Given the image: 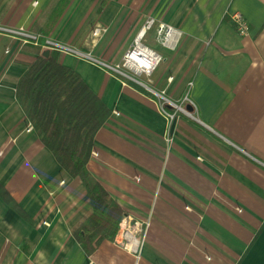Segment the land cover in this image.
Returning a JSON list of instances; mask_svg holds the SVG:
<instances>
[{"label": "crops", "instance_id": "0c3cea01", "mask_svg": "<svg viewBox=\"0 0 264 264\" xmlns=\"http://www.w3.org/2000/svg\"><path fill=\"white\" fill-rule=\"evenodd\" d=\"M49 2L0 0V186L28 218L0 199V264H264V0H69L48 49L111 113L87 170L124 217L149 225L136 255L117 231L91 256L71 233L90 210L84 187L62 173L15 96ZM150 19L178 41L150 49L160 61L140 90L112 70ZM96 28L105 33L88 46ZM165 106L175 112L170 144Z\"/></svg>", "mask_w": 264, "mask_h": 264}, {"label": "trees", "instance_id": "16d2710c", "mask_svg": "<svg viewBox=\"0 0 264 264\" xmlns=\"http://www.w3.org/2000/svg\"><path fill=\"white\" fill-rule=\"evenodd\" d=\"M68 4L69 0H55L45 26L35 23L32 27V35L38 37L36 60L15 82V96L40 143L62 173L78 179L84 187L90 210L71 233L86 256H91L102 242L114 239L125 214L87 170L94 139L111 113L73 71L58 63V52L47 46V39ZM164 112L174 117L172 108L165 106ZM0 199L20 218L28 220L1 186Z\"/></svg>", "mask_w": 264, "mask_h": 264}, {"label": "built area", "instance_id": "2783aa9c", "mask_svg": "<svg viewBox=\"0 0 264 264\" xmlns=\"http://www.w3.org/2000/svg\"><path fill=\"white\" fill-rule=\"evenodd\" d=\"M230 22L238 36L246 37L248 35V25L240 15H231ZM144 25L145 26L142 29L145 31V33L146 31H149L154 28L155 40L157 43H160L162 47L168 49L175 48L178 41V33H176V31H174L171 27L163 24H155V21L151 19L146 21ZM99 33L100 30L96 29L94 31V36H98ZM128 59L130 58L126 55L124 59V65H126V61ZM155 66L153 67L152 72ZM172 120L173 118L168 117L169 124L172 122ZM30 131H32L31 128L29 129V132ZM165 140L167 144H170L172 142L169 132ZM148 227L149 225L147 223L138 226L134 223V221L131 220V218L123 217L120 221L117 235L118 240L116 241V243L118 244V246L121 247L122 250L126 251L129 254L136 255L146 236Z\"/></svg>", "mask_w": 264, "mask_h": 264}, {"label": "rangeland", "instance_id": "374dc122", "mask_svg": "<svg viewBox=\"0 0 264 264\" xmlns=\"http://www.w3.org/2000/svg\"><path fill=\"white\" fill-rule=\"evenodd\" d=\"M54 1L55 0H50V2H51V4H50V2H49V7L47 6V8L49 9H47V10H45L44 11V13H43V16L40 18V24H41V26L42 27H44L45 26V24H46V22H47V19H48V17L50 16V13H51V10H52V8H53V5H54ZM53 3V4H52ZM50 5H51V7H50ZM49 15V16H48ZM239 15V14H238ZM231 23V22H230ZM145 26V25H144ZM143 26V27H144ZM142 27V28H143ZM96 29H98V30H100V33H99V35L98 36H94V31H95V29H91V31H87V33L89 34L88 35V38H87V45L88 46H93L94 44H95V42H99L100 40H101V37L104 35V31L102 30V29H99V28H96ZM142 30V29H141ZM140 32V31H139ZM248 32H249V30H248ZM237 34V33H236ZM137 35H138V33L136 34V37H137ZM238 35V34H237ZM248 35H249V33H248ZM247 35V36H248ZM85 36H87L86 34H85ZM246 36V37H247ZM135 37V38H136ZM133 40H135V39H133ZM106 41H107V37L105 38V40L101 43V45L100 46H102L103 44H105L106 43ZM141 45H143L146 49H148L149 51H151L152 53H154V51H152V50H158V49H160L159 48V46H161V44L160 43H157L156 42V40H155V34H154V28H152L151 30H149V31H146V33L144 34V37H143V40L141 41ZM159 45V46H158ZM162 47V46H161ZM162 48H164V47H162ZM111 49H114L113 47H111ZM120 48H118V49H116V50H119ZM150 49H152V50H150ZM165 49H167V50H170V49H168V48H165ZM133 50H134V41L132 42V44H131V46H130V48L127 50V52H126V55H128L129 53H132L133 52ZM155 54V53H154ZM126 55H124V57H123V60L120 62V63H118L117 65H116V67L115 68H113V70H112V72L114 73V74H116L118 77H120V78H122L127 84H129V85H131V86H133V87H135V88H139L140 90H142L141 89V87H138L136 84H134V81H136V82H139V83H148V81L150 80V77H151V75H152V73L149 75V76H146V75H141L140 77H137L135 74H133L132 72H130V71H128L127 70V68L125 67V65H124V59H125V56ZM156 55V54H155ZM158 56V55H157ZM168 117H170L171 118V116H168ZM172 123V122H171ZM170 123V124H171ZM169 124V126L171 127V125ZM170 127H169V134H170ZM171 136V135H170Z\"/></svg>", "mask_w": 264, "mask_h": 264}, {"label": "bare ground", "instance_id": "6f19581e", "mask_svg": "<svg viewBox=\"0 0 264 264\" xmlns=\"http://www.w3.org/2000/svg\"><path fill=\"white\" fill-rule=\"evenodd\" d=\"M145 31L142 29L134 40V50L128 54L125 67L137 77L149 76L153 67L159 63V58L141 45ZM132 55V56H131Z\"/></svg>", "mask_w": 264, "mask_h": 264}, {"label": "water", "instance_id": "95a60500", "mask_svg": "<svg viewBox=\"0 0 264 264\" xmlns=\"http://www.w3.org/2000/svg\"><path fill=\"white\" fill-rule=\"evenodd\" d=\"M45 56H47V53L45 54ZM128 56V55H127ZM132 56V55H131ZM135 84H139L138 82L134 81ZM142 86V85H141ZM185 113L186 114H191L192 113V109L190 107H187L186 110H185ZM175 124H176V121L173 120L172 123H171V127H170V134L173 133L174 131V127H175Z\"/></svg>", "mask_w": 264, "mask_h": 264}]
</instances>
